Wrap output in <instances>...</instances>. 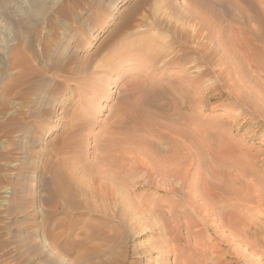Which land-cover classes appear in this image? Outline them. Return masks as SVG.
Instances as JSON below:
<instances>
[{
    "label": "rangeland",
    "instance_id": "1",
    "mask_svg": "<svg viewBox=\"0 0 264 264\" xmlns=\"http://www.w3.org/2000/svg\"><path fill=\"white\" fill-rule=\"evenodd\" d=\"M139 1L4 0L0 4L3 6H0V264H187L190 259L192 261L188 264H200L198 260L202 254H208L206 247L213 237L221 240L219 255L226 253L227 261L236 260V264H264V0H196L202 7L200 11L204 12L203 15H208L212 27L210 31L225 33L227 43L235 36L251 39L256 61L251 66L242 64L245 67L240 73L241 89L245 92L246 100L238 102L230 96L220 98L217 94L220 82L212 68L208 69L210 74L191 87L189 99L195 107L193 114L201 120L200 128L205 131L208 126H213L209 127V131H216L211 132L212 137L208 133L210 138H207L211 144L209 141L205 143L218 148L210 150L208 146L205 152V148H202L205 144L200 141L199 144L203 146L197 145V151L202 152L203 149L202 155L205 157L199 156L204 164L199 171L193 169L191 182L194 185L191 183L188 194L166 193L146 186L132 190L131 193L127 184L132 186L134 181L144 183L148 180L143 171L136 176L132 175L133 177L126 176L123 191L114 193L117 197L119 195L118 200L113 194L112 197H102L105 200L101 199L97 193L93 194L94 189L87 182L90 169L95 170L104 163L99 159L93 160L96 159V145L105 144L111 132L113 134L114 127L117 128L119 137L124 135L119 133L117 125L113 123L118 106H122L118 110L124 114L130 105L134 106L139 100H146V97L149 101L155 99L153 90L156 93V88L159 90L165 84L168 87V82L170 84V81H174V76L181 71V67L176 65L161 66L160 63L163 62L159 63L161 68L159 65L145 66L133 61H130L132 64L116 62V57L124 51L125 44L133 46L135 42L134 46L137 45L144 31L149 29L152 36L165 37L168 42H173L172 33L164 28L160 32L154 27L156 21L167 22L166 26H170L171 22L179 27L188 26L183 14L195 0H147L134 13V25L120 27L124 17ZM143 15L148 16L146 19H149V23L146 20L144 26H140L137 22H140ZM24 22L28 31L23 28ZM205 32L209 31L206 29ZM131 34L140 36L133 37ZM23 35L27 38L26 42ZM18 36L24 37L21 42L18 41ZM130 38L135 40H129ZM212 40L208 39L210 45ZM228 44L233 46L231 42ZM9 45L14 47L10 48ZM112 47L117 48L116 53L113 57L110 56L112 59L108 58L109 63L101 66V60L106 61ZM13 51L15 55L25 52L26 56L23 54L21 58L30 62L29 67L42 70L46 88L39 87L35 93L27 94L26 98L16 93L23 87L26 88L27 83L17 87L13 85L20 76V66L15 67L10 63ZM60 60L67 62V67L71 68L72 75L67 79L57 75L53 69V63ZM104 70L107 71V84L101 86V90L90 86L93 84L91 82L98 80L96 77L104 74ZM194 73L192 71L191 75ZM114 76L118 77L117 80ZM78 80H86L90 84L86 85L89 90L85 88L88 91H80L76 85L69 84L70 81ZM61 82L64 85L59 87ZM165 86L160 91L163 89L167 96H156L155 100L160 103L168 102L169 106V97L171 95L170 98H173L174 93L171 94ZM103 91H106V95L101 98L96 96L103 94ZM84 95L88 96V102L83 100ZM208 96L212 97L208 99ZM122 99L125 100L124 104L121 103ZM26 100L29 102H24ZM195 100L201 104L194 103ZM80 107L87 108L84 121L88 127L84 125L85 130L81 124L78 125L74 139L71 140L68 139L70 132L67 129ZM155 109L156 107L151 108L153 112L157 111ZM28 110L35 111L37 119H24L20 115L21 111ZM125 115L127 114L122 117H126ZM14 117L24 121L25 129L18 130L8 123ZM86 117L91 118L89 123ZM158 120L166 122L162 117ZM123 130L128 131V127ZM207 132L208 130L203 132V137L207 136ZM211 138L215 140V144L211 142ZM217 139L221 148L217 145ZM205 140L208 139L205 137ZM228 140L230 144H227ZM148 149L157 151L158 148L151 144ZM214 150H217V155ZM207 151L214 154L216 164L220 165L218 171L217 166L214 167L217 172L211 171L212 165L209 164H212V154ZM105 166L104 164L102 169H107L108 166ZM109 167L111 172H118L116 167ZM128 169L124 168L123 171ZM59 171L63 182L57 180ZM73 174L75 178L72 177ZM154 180L164 179L155 175ZM169 180L177 182L178 179ZM211 182L215 185L220 183L221 186L218 184V188H211ZM125 194L127 196L124 197ZM125 198L135 203L130 200V204ZM207 202L216 207V216L210 210L204 215L203 207ZM219 202L223 205L225 203V206ZM209 204L205 206L206 209ZM196 207H201L203 215L195 211ZM183 208L192 213L194 211V215H182L180 210ZM246 221L251 222L252 235L246 232ZM222 223L224 226L217 229L218 236L214 227ZM207 228H211L209 232ZM210 232L214 236L208 234ZM160 248H163V252Z\"/></svg>",
    "mask_w": 264,
    "mask_h": 264
},
{
    "label": "bare ground",
    "instance_id": "2",
    "mask_svg": "<svg viewBox=\"0 0 264 264\" xmlns=\"http://www.w3.org/2000/svg\"><path fill=\"white\" fill-rule=\"evenodd\" d=\"M1 3H4V0H0V4ZM146 3H147V0H140L138 2V4L136 5V7H134L124 17V21H122V24H121L120 27H123L125 25L127 26L129 24H131V27H132L134 25V24L132 25V23L134 22V13H136V11L141 9ZM0 6H2V5H0ZM188 7L186 9V12L183 14L184 19L188 22V26H186V27H179L177 25H174V23H173V25H174L173 26L172 22H171L172 27H171L170 23H169L170 26H168V25L166 26L165 24H167V22L163 23L161 20L156 21L157 24L155 23L154 27L158 31L160 30V32H161L162 31L161 29L164 28L167 31H169V33L173 34V38H174V39H172V40H174L173 42H168V40H166L165 37L163 38V37H160V36H157V35L152 36V32H150V29L148 27L149 30L148 31H144V33H143L144 35L142 34L143 36L140 37V41L138 40L139 43L137 45L134 46L135 42L132 44V41H134L135 39L132 38L133 39L132 40L130 38L129 40H132L130 42H131V44L133 46H130V45H128L126 43L127 45L125 44V47H124L125 49H123V47H122V49L124 51H122L116 57V59L118 60L116 62H118V63L130 62V61L132 62L133 61V62H140L142 65H145V66H147L146 64H149V65L153 64L152 66L155 67V65L158 66L160 62H163V63H160L161 66H166L167 67V66H170V65H176V66L181 67V71H180L179 74L174 76L175 77L174 81H170L171 82L170 84L168 82V87L170 86L169 88L167 86H165L166 84L163 85V86H165L168 89V91L171 94L174 93L173 98H170L171 95L168 94V95H170L169 99H171V100H168L169 101V106H168V102H166L167 103L166 104V103H160V102H158V100H155L157 98L156 96H158V98L165 96L164 95L165 91L163 89H161V91H160V88L163 87V86H161L160 88H158L159 90H157V88H156V93L153 90V92H154L153 95L155 94V96H154L155 99H152L151 101H149L147 99V97H146V100L145 99L139 100L132 107H131V105H130L129 108H127V106H126L127 110L124 111V114L126 113L127 115H125L126 117H124V118L122 117L124 115L123 112L122 113L119 112V110L122 109V106H118L120 109L116 107L117 111L114 113V115L116 114L117 116H115V118L113 120V123H115L117 125L119 133L122 134V135L124 134L125 136L123 135V137H119L118 133L116 131L117 128L114 127L115 130H113V134L111 132V135L108 138L107 142L105 144H103V145H101L99 143H98V145H96L95 156L93 155L96 159H93V160L99 159V161L104 162V163H102L103 166L100 167V165H99V166H97L95 168V170L93 169L94 171L93 170L91 171V169H90V171H91V172L89 171L90 176H88V180H90V181L87 180V182L90 185V188L95 190V192H94V190H92L93 194L97 193L98 195L101 196L100 197L101 199H103L102 197H107V195L108 196L110 195V197H112V194L114 195L113 197H117V195H115L114 193L118 194V192H122L123 191L124 186L126 185V183H125L126 182V176H130V175H131L130 177L136 176V175H138V173L140 171L144 172V174L147 176L148 180L144 181V183H140L139 180L138 181H134L135 183L132 186L127 184V187H129L128 190L130 192L132 190H138L141 186H146L147 188L155 187V188H157L158 191H163V192H166V193H178L179 192V193H183L185 195H186V193L188 194V190L192 186L191 185V183H192L191 182L192 181L191 177H192L193 169L195 171L198 170V169H201V168H203L202 166L204 164V160L203 159L201 160V158L199 156V155L203 154L202 153L203 149H201L202 152L197 151V149H196L197 145L203 146L205 144L202 148H205V152H206V147L209 146L208 149H210V150L213 149V148L216 149V148H218L217 145L220 144L218 142V139H217L218 143L216 142L217 145H215L217 147H213V146L210 145L211 143L209 141V138H210L209 135L212 137L211 132H213L215 130H213L211 132L209 131L210 130L209 127H213V126H208V128H206L205 131H203L202 128H200V125H201L200 121L201 120H200V118H196V116H195L196 114L195 115L193 114V111L195 110V107L193 105V102L189 99L190 95H191L190 94L191 93V89H192L191 87H193V85L195 86L197 84V81H199L200 79L202 80V78L205 77L209 73L208 69L212 68L214 70V73H215L217 79L220 82V86H219V89L217 91V94H218V96L220 98H227V97L230 96L231 98H234L238 102L241 101V100H246V98L244 96L245 92L241 89L242 88L241 87L242 80H241L240 73H242L244 71L243 68L246 65L251 66L254 63V60H255L254 56H253L252 46L250 44L251 43L250 42L251 39L249 37H248L249 39L245 38L244 36H242V37L240 36L239 38L236 37V36L233 37L234 36L233 35L232 36L233 38H231L232 41L231 40L229 41L228 37L230 38V36H228L227 39H228L229 42H231V44H233V46L229 45L228 44L229 42L227 43V40L225 39L226 37H224L225 33L223 34L221 31H213V30L210 31L209 30V29L212 28V27H210L211 22H210L209 18H207L208 15L206 17V15L205 16L203 15L204 12L202 13L200 11V9L202 7L200 6L199 2H197L195 0L194 2H192L191 7L190 8H188ZM22 13H23V11H22ZM147 17H146V15H143V17L140 18V22H137V24H140V26H144L146 20L147 21L149 20V19H146ZM137 21H139V20L137 19ZM148 23H149V21H148ZM23 28L25 29V22H24ZM206 29L209 32H205ZM25 30H27V29H25ZM140 30L143 31V29H140ZM151 30H152V28H151ZM142 31H141V33H142ZM155 32H156V30H155ZM25 35H26V33H25ZM20 36H21V34H20ZM135 36H133V37H135ZM21 37H19L18 41H20V40L22 41V39L25 36L23 38H21ZM17 38H15V39H17ZM26 39L27 38L25 37V39H24L25 42L27 41ZM208 39H213L212 40L213 42H212L211 45L208 43ZM15 42H17V40ZM18 44H20V43H18ZM20 45L16 44V46H18V48L20 47ZM9 46L11 48V46H13V45H9ZM16 46H15V48H17ZM118 46H120V45H118ZM121 46H124V45H121ZM15 48H14V50H15ZM115 49H117V48L115 47L113 49V47H112V50L109 49L110 51H108L109 53H108V57H107L106 61H102L101 60V63H100L101 66L102 65L105 66L106 63L110 60L108 58H111V57L114 56V53H116ZM118 49H120V48H118ZM25 52L28 53V51H26V50H25ZM25 52L23 54H25ZM118 52H120V50ZM118 52H117V54H118ZM21 53H22V50H21ZM15 54L16 53H14V51H13L12 52V56L10 57V61H11L10 63L15 65V67L16 66H20V69H19L20 76L15 80L13 85H14V87L15 86L17 87V86H20V85H22L24 83H27L26 88L23 87L22 89H20L19 91L16 92V93H19V95L22 96L23 98H26L27 94L35 93L36 90L39 89V87H41V88L43 87L44 88L46 86V82H45V78L43 77L44 75L41 72L42 70L40 71L38 68L37 69H32L31 67H29L30 66V62L29 61L26 62V59L24 58V56H26V54L23 56L24 59L21 58L23 54H20V55H18V54L15 55ZM50 59H52V58H50ZM52 62H54V61H52ZM242 64H245V66H242ZM114 65H116V64H114ZM22 66H23V68L21 69ZM67 66H68V63L67 62H62L61 60L60 61H55L53 63V69L55 70L56 74L59 75V76H64L63 78H65V79H67V77L72 75V71H70L71 68L67 67ZM75 66H77V65H75ZM81 66H78V67H80V69H81ZM161 66L159 68H161ZM248 66L246 68H249ZM80 69H79V71H80ZM81 70H83V69H81ZM102 70H103V68H102ZM190 70H191V72L192 71L195 72L194 75H191ZM250 70H252V67H250ZM103 72H104L103 75L96 77V79H98L97 81L90 83V84L93 83L92 85L88 84V82L86 80L85 81L78 80L76 82L75 81H70L71 83H69V84L70 85H76L79 88L80 91H81V89H84L85 91H88L89 90L88 86L86 87L87 84L90 85V86H93V87L100 88L101 86H104L105 84H107V79H108L107 71L104 70ZM116 78H118V77H115L114 79H116ZM149 79H151V78L149 77ZM148 81L149 80L147 79V82ZM131 83H132V81H131ZM140 83H142V82H140ZM140 83H138V84H140ZM153 83H155V82H153ZM157 83H160V82H157ZM134 84H135V82H134ZM149 84H150V81H149ZM63 85L64 84H62V82H61V84L59 83V87H61ZM136 85H137V82H136ZM145 85L146 84H144V86ZM160 85H161V83H160ZM147 86H149V85H147ZM85 88L88 89V90H86ZM102 89H105V88H102ZM145 89H147V88H145ZM100 90H101V88H100ZM159 91H160V94H159ZM105 92L106 91H103V94H100V96L96 95V94L95 95L101 98V97L104 96ZM169 92H167V93H169ZM43 94H45V93H43ZM246 94H247V92H246ZM176 95H178V96H176ZM84 96H83V98H84L83 100H86L85 102H88L87 101L88 96L87 97L85 96L86 99H85ZM166 96H167V94H166ZM211 97L212 96H208L207 98L210 99ZM89 98H91V97H89ZM144 98H145V96H144ZM161 99L163 100V98H161ZM54 100H56V99H54ZM89 101L91 102V100H89ZM124 101L125 100L121 101V103H123ZM24 102H29V101L26 100ZM55 102L56 101H54V104H55ZM201 102H203V100ZM81 103H82V101H81ZM126 103H129V101L128 102L126 101ZM194 103L199 104L200 101L198 103H197V101L194 102ZM31 104H34V103L32 102ZM203 104H204V102H203ZM119 105H120V103H119ZM153 107H156L157 114H156V112H153L154 110L153 111L151 110V108H153ZM196 107H197V105H196ZM204 107H205V105H204ZM116 108L114 109V111L116 110ZM123 108H125V107H123ZM18 109H20V108H18ZM86 109L87 108H83V107L81 108L80 107V108L77 109V111L75 112L74 116H73V114H71L73 116V119H72L71 124L69 125L70 127L67 129L70 132V136L68 137V139H71V140L74 139L73 138L74 134H75L74 132L79 127L78 125L81 124V126L83 128H85V126L87 125V124L85 125V121H84V115H85L84 113H86V111H87ZM88 109H89V107H88ZM12 113H14V112H12ZM20 115H23L24 119L26 117H28L29 120L37 119L36 118L37 113H35V111L34 112H32L30 110L25 111V112L21 111ZM200 115H201V112H200L199 116ZM160 117L164 118L166 120V122L161 123L160 122L161 120L160 121L158 120V118H160ZM85 119H88V118L86 117ZM90 119L87 120L88 123H89ZM8 123L12 127L16 128L18 130L25 129L24 128V121L18 120L15 117L14 118H10ZM203 123H205V125H207L206 121H204ZM87 127L88 126H86V128ZM124 127H128V131L123 130ZM161 127H162V129H161ZM201 127H202V125H201ZM203 127H204V124H203ZM86 128H85V130H86ZM85 130H83V131H85ZM121 130H123L124 133ZM207 130H208V132L206 133L207 136H205V137L208 140H205V137H203V132L205 133ZM209 132H210V134L208 135ZM215 133H216V131H215ZM76 136H77V139H78V135H76ZM207 137H209V138H207ZM211 139H213V138H211ZM214 139H215V137H214ZM214 139L211 142L214 143V141H215ZM229 140L231 141V139H229ZM229 140H228V142H229ZM200 141L203 143V145L199 144ZM206 141H209V143H210V144L208 143V146L205 143ZM219 141H221V140H219ZM151 144L157 146V148H158L157 151H152V150H150L151 148L148 149ZM227 144H230V142L227 143ZM69 146H70V144H69ZM71 146H74V144L71 145ZM224 147H226V146L224 145ZM219 148H221V146ZM74 149H75V147L73 148V151H75ZM97 150H101V151L98 152ZM198 150H200V149L198 148ZM214 151H216V152H214V154L217 155V150H214ZM218 151H220V150H218ZM221 151H222V149H221ZM208 152L210 154V151H207V153ZM204 154H206V153H204ZM214 154H212V156L209 155L210 158H211L210 161L212 163V164H209V165H212L211 171H216V170H214V167H216V166H217V171H218L219 170L218 166L220 167V165L216 164L217 160L215 158H213ZM206 156H207V154H206ZM202 157H203V155H202ZM204 157H205V155H204ZM206 158H208V156ZM216 158H218V157L216 156ZM207 161L205 162V165H207ZM96 162H98V161H96ZM101 162H99V163H101ZM104 164L106 166H108V167L109 166L116 167L118 172H116V171H114V172L112 171L111 172L110 170H108V167H107V169H102L104 167ZM213 164H216V165L213 166ZM68 165H69V167L71 166L70 163ZM79 166H83V165H79ZM106 166H105V168H106ZM225 167H226V165H225ZM124 168L125 169L129 168L127 170L128 172L127 171H123ZM76 169H77V167H76ZM73 170L75 171V168ZM143 172H142V174H143ZM70 174H72V173L70 172ZM58 175H60V176L57 178V180L59 182H61V181L63 182L61 171L58 172ZM155 175L162 176L164 180L155 181L154 180V176ZM72 177H74V174H73ZM85 177H87V176H85ZM170 178H175V180L176 179H178V180H177V182H172V181L169 180ZM134 179H135V177H134ZM234 179H235V177H234ZM219 181H220V178H219ZM193 182L195 183V181H193ZM213 183L211 182V184H212L211 185L212 187L210 186L211 188H216L217 185L220 184V183H217V185H215V183H214V185H213ZM221 183H222V181H221ZM220 186H221V184H220ZM146 192H148V191H146ZM184 192H186V193H184ZM125 196H127V195L125 194L124 197ZM110 197H108V198H110ZM118 197H119V195H118ZM118 197H117V200H118ZM205 199H204V201H207ZM103 200H105V198ZM126 200L128 201V199H126ZM225 200H227V199H225ZM225 200H223V201H225ZM129 201H128V203H130L131 201L135 203V201H133V200H131L130 202ZM116 202H118V201H116ZM120 202H122V201H120ZM136 203H137V201H136ZM116 204H119V203H116ZM208 204H209L208 202L206 204L204 203L205 206H207ZM220 204H222V203H220ZM137 205H138V203H137ZM198 205L196 204V206H198ZM204 205L202 204V206H204ZM231 205H233V203ZM205 206L203 207V209L205 208L204 215L208 214V210H210V212H212V213L215 212L216 207L215 206L213 207V204L211 206L209 204V207H207V209H206ZM223 206H225V203H224ZM221 208H222V206H221ZM135 209H137V207ZM199 209L196 207L195 211L201 212L202 209H200V210ZM233 209H234V207H233ZM217 210H218V208H217ZM210 212H209V214H210ZM231 212H232V210H231ZM180 213H182V215L184 214L185 216L194 215L193 214L194 211L192 213L191 211H189L188 209H185V208L181 209ZM201 214L203 215L202 212H201ZM201 214H199V215H201ZM216 214L217 213L215 212L214 215L216 216ZM203 218H205V217H203ZM229 221H231V220H229ZM215 223H217V222H215ZM244 223H245V226L247 227L246 232L252 231L253 227L251 225V222L250 221H246ZM219 224L215 225V227H214L216 234H217V229H219L220 227L222 228V225H223V223L221 225H219ZM224 224L227 225L226 222ZM205 226H207V225H205ZM209 229H211V228H207V230H208L207 232L210 231ZM188 230H189V228H188ZM222 230H224V229H222ZM194 232H192V233H194ZM232 233L234 234V232H232ZM198 234H199V232L197 233V235ZM208 234H211V232L208 233ZM212 235L213 234H211V236ZM217 235L219 236V234H217ZM251 235H252V233H251ZM221 236H223V234ZM235 236H237V235H235ZM233 238H234V236H233ZM209 239H211V238H209ZM218 239L216 240L213 237L210 240V242L208 243V246L206 247L209 252H208V254L205 253L208 256H206L205 254H202L201 258L198 260V261H200V264H234L235 262H237L236 260L227 261V256L228 255L226 253H223V255H219V252L221 251L220 246H222V243H221V240H218ZM152 242L154 243V241H152ZM205 242H207V241H205ZM154 245H155V243H154ZM171 248L173 249V247H171ZM178 248L181 251V247L178 246ZM201 248H200V250H201ZM231 248H233V247H231ZM160 250H161V248H160ZM235 250H236V248H235ZM161 251L163 252V248H162ZM237 251H236V253H237ZM159 253H160V251H159ZM184 258H186V256ZM192 258L194 259V255H193ZM187 259H188V257H187ZM190 260H189V262L192 261V260L191 261ZM189 262H187V264ZM239 263H240V261H239ZM176 264H179V263H176Z\"/></svg>",
    "mask_w": 264,
    "mask_h": 264
}]
</instances>
